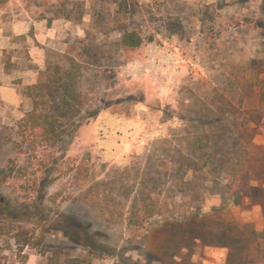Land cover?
Returning a JSON list of instances; mask_svg holds the SVG:
<instances>
[{
  "label": "rangeland",
  "instance_id": "1",
  "mask_svg": "<svg viewBox=\"0 0 264 264\" xmlns=\"http://www.w3.org/2000/svg\"><path fill=\"white\" fill-rule=\"evenodd\" d=\"M2 2L0 264H264V0ZM85 45L101 91L53 142L27 81ZM198 134L226 170L169 181Z\"/></svg>",
  "mask_w": 264,
  "mask_h": 264
},
{
  "label": "trees",
  "instance_id": "2",
  "mask_svg": "<svg viewBox=\"0 0 264 264\" xmlns=\"http://www.w3.org/2000/svg\"><path fill=\"white\" fill-rule=\"evenodd\" d=\"M2 1L0 0L1 4ZM121 33L122 35L115 45L122 50L139 48L145 41V37L137 29L122 28ZM84 41L81 40V44H84ZM82 51L74 57L68 58L65 68L58 64L49 65L46 70L41 72L39 81L29 86L25 92L34 106L28 114V120L41 127L46 133V138L53 142L61 140V142L67 143L80 122L89 114L85 109L87 101L97 98L101 91L100 86H97L99 76L94 73V69L96 66L102 67L103 59L98 55L89 58L90 53L87 45L82 48ZM93 66L94 68H91ZM100 110V108L96 109L93 114L97 115ZM66 124L72 127V131L65 127ZM188 139L189 148L187 149L189 151H180L175 154L179 157L177 160L179 168L173 178L169 177V181L184 180L192 169L199 172L206 171L205 173L212 171L216 174H221L226 170L227 162L225 156L221 154L222 152L226 153L229 148L223 145L219 147L214 139L213 145L215 146L209 148L208 134H198L196 138ZM169 143L171 144L170 140ZM172 155L169 150V158ZM195 166H198V169ZM150 178H152L151 174L145 181H149ZM239 197L238 192L235 195V201ZM56 255L58 254L55 253L50 257L49 264L56 263V260L59 259H54Z\"/></svg>",
  "mask_w": 264,
  "mask_h": 264
},
{
  "label": "crops",
  "instance_id": "3",
  "mask_svg": "<svg viewBox=\"0 0 264 264\" xmlns=\"http://www.w3.org/2000/svg\"><path fill=\"white\" fill-rule=\"evenodd\" d=\"M20 23H18L17 22V24H14V26H15V35H23V34H26L28 31H29V29H31L35 24L33 23V21L32 22H30V21H28V20H26L25 19V21H19ZM37 24V23H36ZM24 29H25V32H24ZM40 37H42V38H44L45 37V34H44V32H42L41 34H40ZM42 38H39L40 40H42ZM7 40H8V42L10 41V38H7ZM9 44H13V43H9ZM3 48H6L5 46H3ZM31 75V74H30ZM25 76V75H24ZM27 77H29V76H26L25 77V80L27 79ZM37 79H38V77L37 76H35V78L33 79V81H27V83L28 84H30V85H34V84H36L38 81H37ZM10 91H13V89L11 88V87H8V86H3V87H1L0 86V92L2 93V97H3V99H6V97L7 96H5V93L7 92V94H8V92H10Z\"/></svg>",
  "mask_w": 264,
  "mask_h": 264
}]
</instances>
